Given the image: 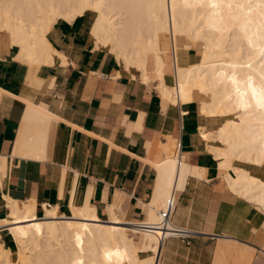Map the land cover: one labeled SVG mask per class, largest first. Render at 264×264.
I'll list each match as a JSON object with an SVG mask.
<instances>
[{
    "label": "crops",
    "instance_id": "0c3cea01",
    "mask_svg": "<svg viewBox=\"0 0 264 264\" xmlns=\"http://www.w3.org/2000/svg\"><path fill=\"white\" fill-rule=\"evenodd\" d=\"M94 15L60 19L52 26L45 36L56 52L49 64L18 61L21 49L5 37L0 41V156L8 159L0 219L9 217V197L20 206L33 204L38 218L46 207L55 210L82 234L85 223L75 209L90 206L112 238L117 221L141 248L149 231L131 224L154 225L162 207L155 200L168 145H175L177 156L180 143V160L201 172L175 189L171 222L196 236L190 246L167 239L158 264H264V212L228 187L212 152L222 145L205 139L226 119L204 115L200 104L207 96L198 91L188 102L165 100L157 89L153 58L148 64L152 80L146 83L141 72L126 69L109 48L97 45ZM188 43L177 39L180 48ZM198 46L188 50L187 64L198 61ZM162 48L165 83L174 86V49ZM246 168L264 178L259 168ZM0 239L11 252L17 248L7 227L0 228ZM149 255L140 253V258Z\"/></svg>",
    "mask_w": 264,
    "mask_h": 264
},
{
    "label": "bare ground",
    "instance_id": "6f19581e",
    "mask_svg": "<svg viewBox=\"0 0 264 264\" xmlns=\"http://www.w3.org/2000/svg\"><path fill=\"white\" fill-rule=\"evenodd\" d=\"M88 12L96 15L92 36L97 45L109 48L126 69L141 72L146 83L152 80L148 64L153 58L157 89L165 100L188 102L194 91L207 96L201 112L226 119L215 135L205 137L222 145L212 152L220 160L223 179L233 193L264 212V178L246 168L264 172V0H0V41L5 37L21 49L18 61L49 64L56 52L49 48L46 33L58 20L73 22ZM178 38L189 43L180 48ZM164 44L174 49V86L165 83ZM199 44V60L187 64L188 50ZM171 145L155 200L162 207L189 175L200 174L199 168L171 156ZM7 171L8 159L0 156V186ZM6 200L10 213L0 219V228H8L17 251L0 243V264H158L162 238L170 230L132 223L149 231L138 248L117 221L112 238L90 206L75 209L85 223L78 234L73 221L53 209L46 207L45 216L38 218L33 204ZM145 252L150 255L140 258Z\"/></svg>",
    "mask_w": 264,
    "mask_h": 264
},
{
    "label": "built area",
    "instance_id": "2783aa9c",
    "mask_svg": "<svg viewBox=\"0 0 264 264\" xmlns=\"http://www.w3.org/2000/svg\"><path fill=\"white\" fill-rule=\"evenodd\" d=\"M175 81V78H174ZM177 157L180 159V151H181V144H177ZM174 206V196L171 202H168V204L165 207H161L156 211V214L159 218V224L158 225H152V224H147L146 222H138L136 226L138 228L142 229H151L149 227L152 226H160V227H165L170 229L169 233H167L163 238H162V243L163 244L167 239L170 238H176L180 240L182 243H184L187 246L191 245L192 239L196 236V233L186 229V228H181L174 226L171 222V212Z\"/></svg>",
    "mask_w": 264,
    "mask_h": 264
},
{
    "label": "rangeland",
    "instance_id": "374dc122",
    "mask_svg": "<svg viewBox=\"0 0 264 264\" xmlns=\"http://www.w3.org/2000/svg\"><path fill=\"white\" fill-rule=\"evenodd\" d=\"M95 16V15H94ZM198 47H200L201 48V44H199V46ZM195 49V48H194ZM195 50H197V53L199 54V57H200V55H201V53H200V50H199V48H196ZM168 54L171 56V51H170V49L168 50ZM199 60V59H198ZM175 146V145H174ZM172 147V156H174L175 155V147ZM252 204H254V203H252ZM158 222V220L156 219V216H155V225H156V223ZM129 234H131L130 232H128ZM137 236H140V237H142L141 235H131V237H136V238H138ZM135 242L137 243V244H140L141 243V241H140V243H138L136 240H135ZM0 243L1 244H3L2 243V241H1V239H0ZM17 251V248H15V251L14 252H16Z\"/></svg>",
    "mask_w": 264,
    "mask_h": 264
}]
</instances>
